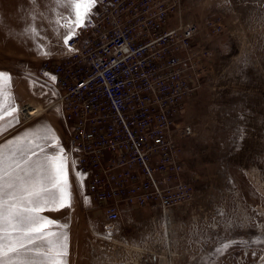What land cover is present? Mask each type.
Wrapping results in <instances>:
<instances>
[{
  "label": "rangeland",
  "instance_id": "374dc122",
  "mask_svg": "<svg viewBox=\"0 0 264 264\" xmlns=\"http://www.w3.org/2000/svg\"><path fill=\"white\" fill-rule=\"evenodd\" d=\"M179 9L183 22L200 28L195 45L210 52L201 58V88L182 116L193 128L179 142L193 197L168 219L150 207L124 208L112 229L89 198L90 230L68 170L71 206L41 213L66 226L52 229L68 236L66 264L264 263V0H180ZM62 10L56 0H0V72L11 78L0 97V154L22 148V162L43 160L59 148L65 155L58 110L50 107L55 96L38 79L48 78L46 63L67 54L59 35L68 34L63 25L70 16ZM211 23L220 26L215 34ZM29 26L39 35L26 33ZM23 104L45 110L26 120L17 112ZM52 137L59 141L55 147Z\"/></svg>",
  "mask_w": 264,
  "mask_h": 264
},
{
  "label": "built area",
  "instance_id": "2783aa9c",
  "mask_svg": "<svg viewBox=\"0 0 264 264\" xmlns=\"http://www.w3.org/2000/svg\"><path fill=\"white\" fill-rule=\"evenodd\" d=\"M179 8L180 0H98L67 54L46 63L47 79L38 77L55 96L50 107L90 230L89 198L112 229L124 208L150 207L168 219L193 197L179 147L193 128L182 116L210 52L195 45L200 28L183 22ZM30 109L17 106L26 120Z\"/></svg>",
  "mask_w": 264,
  "mask_h": 264
},
{
  "label": "snow or ice",
  "instance_id": "6c2138e0",
  "mask_svg": "<svg viewBox=\"0 0 264 264\" xmlns=\"http://www.w3.org/2000/svg\"><path fill=\"white\" fill-rule=\"evenodd\" d=\"M31 2L35 4L36 0ZM56 2L72 10V19L63 25L68 29L64 38L67 45L77 35L78 29L87 26L98 0ZM29 31L39 35L34 26L25 29L26 33ZM10 82V76L0 72V97L5 96ZM14 112L12 108L7 114ZM3 118L0 114V120ZM52 139L55 140L54 147L59 144L55 137ZM41 151L44 152V149L41 148ZM23 152L22 148H17L7 156L0 154V264H66L68 236L52 230L66 226L41 214L46 210L58 211L71 206L68 162L64 150L59 148L52 155L45 153L43 160L34 162L30 156L23 162L18 159L17 154ZM228 247L224 245L223 250Z\"/></svg>",
  "mask_w": 264,
  "mask_h": 264
},
{
  "label": "crops",
  "instance_id": "0c3cea01",
  "mask_svg": "<svg viewBox=\"0 0 264 264\" xmlns=\"http://www.w3.org/2000/svg\"><path fill=\"white\" fill-rule=\"evenodd\" d=\"M65 8H68L69 10L67 11ZM64 11H67L68 12V16H70V19H72V10H71V8H69V7H63V10L62 11H60L61 12V15L62 14H64L63 12ZM66 14V13H65ZM62 16H64V15H62ZM64 17H67L66 15L64 16ZM69 19V20H70ZM68 20V21H69ZM67 31V30H66ZM79 31H80V29H78L77 30V33H79ZM63 35H64V37H65V32L63 33V32H60V37L62 38L63 37ZM64 45H65V43H64ZM51 55V54H50ZM60 130H61V127H60ZM61 133H62V135H63V132H62V130H61ZM63 138H64V135H63ZM64 142H65V140H64Z\"/></svg>",
  "mask_w": 264,
  "mask_h": 264
},
{
  "label": "bare ground",
  "instance_id": "6f19581e",
  "mask_svg": "<svg viewBox=\"0 0 264 264\" xmlns=\"http://www.w3.org/2000/svg\"><path fill=\"white\" fill-rule=\"evenodd\" d=\"M44 110H38V109L31 108L30 112L26 113L25 115L29 119H34V118L38 117V115H40L42 113V111H44Z\"/></svg>",
  "mask_w": 264,
  "mask_h": 264
},
{
  "label": "flooded vegetation",
  "instance_id": "af4514ba",
  "mask_svg": "<svg viewBox=\"0 0 264 264\" xmlns=\"http://www.w3.org/2000/svg\"><path fill=\"white\" fill-rule=\"evenodd\" d=\"M264 238V237H263ZM264 264V263H263Z\"/></svg>",
  "mask_w": 264,
  "mask_h": 264
}]
</instances>
